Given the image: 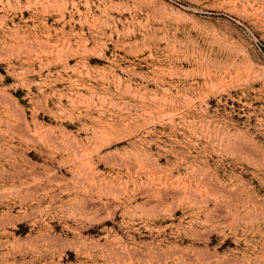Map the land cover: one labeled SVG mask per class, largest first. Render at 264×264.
Returning <instances> with one entry per match:
<instances>
[{
    "label": "rangeland",
    "instance_id": "1",
    "mask_svg": "<svg viewBox=\"0 0 264 264\" xmlns=\"http://www.w3.org/2000/svg\"><path fill=\"white\" fill-rule=\"evenodd\" d=\"M0 264H264V0H0Z\"/></svg>",
    "mask_w": 264,
    "mask_h": 264
}]
</instances>
